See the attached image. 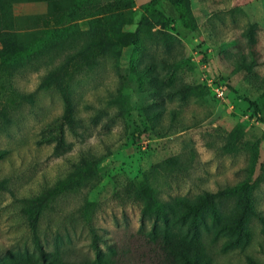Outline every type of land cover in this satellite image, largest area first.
<instances>
[{
	"label": "rangeland",
	"instance_id": "374dc122",
	"mask_svg": "<svg viewBox=\"0 0 264 264\" xmlns=\"http://www.w3.org/2000/svg\"><path fill=\"white\" fill-rule=\"evenodd\" d=\"M174 249L264 264V0H0V264Z\"/></svg>",
	"mask_w": 264,
	"mask_h": 264
},
{
	"label": "trees",
	"instance_id": "16d2710c",
	"mask_svg": "<svg viewBox=\"0 0 264 264\" xmlns=\"http://www.w3.org/2000/svg\"><path fill=\"white\" fill-rule=\"evenodd\" d=\"M181 17L182 18H185L186 15L185 14H182ZM193 23H194L193 20L192 21H189V22H187V26L189 28H192V27H194L193 26L194 25ZM188 224H189V228L192 229L193 226H194V220L189 221ZM97 249H98V246H97ZM173 251L176 252V253H178V255L180 256V258L182 260V264H195L194 261L191 260L186 253L182 252V250H179V249L176 250V249H174Z\"/></svg>",
	"mask_w": 264,
	"mask_h": 264
}]
</instances>
